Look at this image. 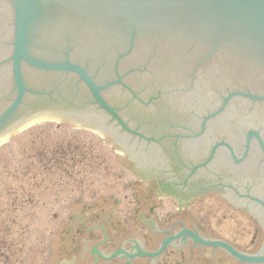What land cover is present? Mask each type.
Listing matches in <instances>:
<instances>
[{
  "label": "flooded vegetation",
  "instance_id": "af4514ba",
  "mask_svg": "<svg viewBox=\"0 0 264 264\" xmlns=\"http://www.w3.org/2000/svg\"><path fill=\"white\" fill-rule=\"evenodd\" d=\"M133 173L110 194L70 201L42 264H264V210L240 222L197 194L186 200L188 185L167 173ZM231 190L237 209L240 197L252 210L250 189Z\"/></svg>",
  "mask_w": 264,
  "mask_h": 264
},
{
  "label": "rangeland",
  "instance_id": "374dc122",
  "mask_svg": "<svg viewBox=\"0 0 264 264\" xmlns=\"http://www.w3.org/2000/svg\"><path fill=\"white\" fill-rule=\"evenodd\" d=\"M61 154L60 163H50ZM121 168L96 135L54 122L6 139L0 144V264H42L61 209L79 194L92 199L120 189L131 179Z\"/></svg>",
  "mask_w": 264,
  "mask_h": 264
},
{
  "label": "water",
  "instance_id": "95a60500",
  "mask_svg": "<svg viewBox=\"0 0 264 264\" xmlns=\"http://www.w3.org/2000/svg\"><path fill=\"white\" fill-rule=\"evenodd\" d=\"M258 1L260 4H262V6L264 5V0H258ZM24 2L25 0H17V40H16V51H15V63L18 61L20 56L27 60L23 45ZM7 19L8 17L4 16L0 10V55L2 52H4V48H8V46L6 45L7 38L5 39L6 35L7 37L10 36L9 35L10 30L6 25ZM164 52H165L164 49H162L157 54H154V56L151 57L150 67L148 68L147 72L144 74L143 79L150 80L148 82L153 83L154 87H157L155 82H161L162 80H164L165 82L162 84L163 90H170L172 88V83H171L172 77L170 75V69L168 67H164L160 69V66H162V64L160 65V62ZM139 60L140 61L143 60V57L140 58ZM214 64L215 63L212 62L206 66L201 67L198 71V74L199 73L200 74L198 75V77L194 78V80L191 83H189L190 81L188 78L187 80H183L182 83L180 82V80L176 81V88L180 90L191 91L192 87H195L192 94L173 90L171 94H166L162 97L161 103L164 104L168 108V110L170 111L173 110L172 112L174 113V115H176L179 118H182L183 114H188L190 109L200 110V109L209 108L211 106H215L216 103L215 94L219 91H223L224 89L229 90L231 88L251 87V85L244 78L245 76L248 75V73L247 70L243 67L242 68H234V67L232 68L231 66H229L228 68L226 67L224 75L222 72L223 70L222 68L220 75L223 77V79L222 82L219 83L220 81L218 78H216V75L219 74L220 69L218 67L217 72L215 74V69L212 68L214 67ZM45 68H50L53 70L74 71L83 77V75L77 69L68 66L60 67L58 65H52V66H45ZM179 74H180L179 72L173 73V75L175 76L178 75V77ZM83 79L87 82V80L84 77ZM149 89L156 90L153 88H149ZM246 111L247 110H245L243 106L242 108L237 106H232L231 103L228 106V109L218 117L217 119L218 121L216 123H219V127H217L211 135H215V134L230 135L231 130L234 129L236 130V134L241 137L243 133V129L247 127L246 126L247 123L264 122V112L259 113L257 117H255V116H249V113H247ZM37 119H41V118L39 117L32 118L31 122ZM61 125L68 127L69 124L61 123ZM14 134H11L6 139L10 138ZM155 152H157V150ZM115 154L118 163L122 167H124L125 165L123 163L125 161L124 158L125 156H123L119 151L115 152Z\"/></svg>",
  "mask_w": 264,
  "mask_h": 264
}]
</instances>
